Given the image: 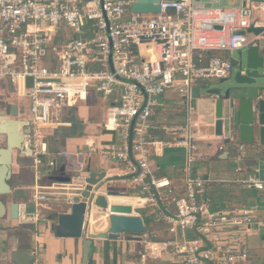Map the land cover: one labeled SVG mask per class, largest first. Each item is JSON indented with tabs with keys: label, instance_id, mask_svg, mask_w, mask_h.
Masks as SVG:
<instances>
[{
	"label": "built area",
	"instance_id": "2783aa9c",
	"mask_svg": "<svg viewBox=\"0 0 264 264\" xmlns=\"http://www.w3.org/2000/svg\"><path fill=\"white\" fill-rule=\"evenodd\" d=\"M137 2L0 0V85L10 86L28 102L22 120L31 129L35 178L31 201L42 205L61 188L40 185L57 164L55 159L47 162L46 172L38 167L48 156L41 131L66 125L61 121L66 110L100 96L107 102L101 127L117 139V145L104 155L120 164L124 176L140 190L139 208L158 209L170 235L150 238L140 264L165 255L178 264H237L240 256L235 246L243 233L259 230L257 212L244 207L212 208L208 181L193 169L199 125L192 91L199 81L227 78L231 73L228 56L257 46L258 37L251 29H264V0H245L230 7L220 6L219 0H160L159 12L142 14L132 12ZM170 90L184 98L185 124L178 130L154 123ZM226 120L222 118L217 151L222 153L226 142L235 144L233 162L240 173L238 165L246 147ZM160 131L179 132V136L162 141L156 136ZM173 148L185 155L183 192L176 197L172 183L155 176L149 164L151 150L158 156ZM55 156L64 159L62 165L71 177L70 184H61L62 189L80 196L87 186L83 153L59 151ZM238 184L264 191V180L256 175L239 179ZM167 196H171L172 211Z\"/></svg>",
	"mask_w": 264,
	"mask_h": 264
},
{
	"label": "crops",
	"instance_id": "0c3cea01",
	"mask_svg": "<svg viewBox=\"0 0 264 264\" xmlns=\"http://www.w3.org/2000/svg\"><path fill=\"white\" fill-rule=\"evenodd\" d=\"M244 2L245 0H219L218 4L222 7H230L242 5ZM254 29L256 28L251 29L252 33L255 32ZM258 41L264 42V33L258 37ZM236 53L237 51L228 57L230 59L234 58L236 57ZM212 81L215 80L199 81L192 91V103L196 108L195 121L199 125L196 130L198 139L196 142L197 158L193 165L194 174L206 179L209 188L216 193L218 197L216 198L217 203L214 205L216 210L242 207L255 208L258 217L257 221L260 224L259 230H250L243 233L242 239L237 242L235 247L237 254L240 256L237 264H264V191L247 190L241 184H238L239 179L245 178L248 175H256L264 180V146H260L256 140L253 147H246L244 158L238 165L240 173H236L235 171L237 168V165L233 162L235 155L229 154L227 151L229 147L224 149V153L222 152L223 154L227 153L228 158H219V155L222 153L217 151L220 142L214 131V102L210 96L206 95V91L214 86ZM4 88L6 92H9L7 85H4ZM96 98L98 99V104L95 103V106H92V102ZM183 101L184 98L179 96L175 91H168L162 98V107L154 119L156 126H165L175 130L184 126L181 119V115H185ZM15 105L17 106L16 103ZM78 105L79 109L76 111L77 113L73 118V122L64 121L66 125L62 126L67 127L65 130L69 134V139L67 138L66 140L67 145L65 148L62 147L64 148L63 150H60L62 148L57 145L58 140L56 137L44 138V135L48 134L49 130L54 131L57 128L41 131L43 141L47 145L48 156L43 158L44 162L41 166H38L39 169L43 171L44 169L47 170L46 164L50 160L55 159L56 152L61 151L69 155L83 153L84 174L86 178L88 179L90 174H104L101 180L102 185L98 191L100 194H111L108 188L114 182L123 181L131 184L129 177L124 176V170L120 164L111 161L104 155L107 150L117 145L115 134L105 131L101 127V123H98L95 118V115H99L102 118L101 120L105 119V114L103 113H106L107 102L100 96H91ZM77 106L74 108H77ZM74 108L71 109L73 112L75 111ZM97 108L100 112H103L102 115L97 112ZM22 114L20 112L19 116H22ZM171 115L174 116V119L178 118L180 121L175 120V122L169 124L166 116L170 119ZM91 116L92 119L94 118L93 122H89ZM83 124L86 127L85 134L83 133ZM236 134L238 137V132ZM156 136L162 141H171L179 136V132L172 135L160 131L156 133ZM228 143L230 142H226L225 144ZM53 146L56 148L52 149ZM91 148L94 149L93 152H90ZM149 153V164L155 176L167 178L175 190L174 196L181 195L183 192L182 170L185 164L184 151L173 148L164 149L158 156H154L152 150ZM62 164H64V161L60 165ZM56 165L60 166L59 164ZM11 173L10 185L13 194L8 197V204L16 200L19 203H23L25 198L35 193L34 167H32V163L28 165L27 161L20 158L18 153L14 152ZM51 184L61 186L60 189H56L55 193L57 194L49 197V200L42 205H35L33 210H23L20 220H11L9 209H6L5 216L0 220V264L8 262L10 252L15 250H30L35 257L33 264L83 263L82 241L73 238L57 237L50 228L57 215L67 211L68 207L66 204L70 203L73 196L77 193L62 189L63 185L61 183L48 181L47 179L45 182H40V185L50 186ZM112 195L118 197L117 203H120L119 200L125 199L128 202L123 203H128L135 207L134 212L139 214L143 219L147 232L142 235L124 234L115 242L94 241L95 251L93 259L96 264H140V255L150 238L166 239L170 237L166 231L167 227L162 222H157L159 220L158 215V219H155L156 214L154 213H158L157 208L148 206L139 208L141 201L137 197H141L140 190L133 185L129 194ZM167 197L169 210L172 211L173 206L170 204L171 196ZM143 212L146 215L143 216ZM145 218H148L150 227L149 225L147 227ZM88 222V232L90 233L106 232L109 228L106 217L103 214L96 215L91 213ZM104 246L105 248L109 247L105 249ZM244 252L246 253V257L242 258L241 254ZM147 264L178 263L165 255L161 259L150 261Z\"/></svg>",
	"mask_w": 264,
	"mask_h": 264
},
{
	"label": "water",
	"instance_id": "95a60500",
	"mask_svg": "<svg viewBox=\"0 0 264 264\" xmlns=\"http://www.w3.org/2000/svg\"><path fill=\"white\" fill-rule=\"evenodd\" d=\"M159 2L160 0H138L132 6V12L157 13ZM254 31L257 37L264 33V29ZM230 62V75L217 80V85L206 91V95L214 102L215 135L221 134L224 117L227 123L235 127L240 143L253 147L257 140L260 146H264V42L258 41L255 47L239 49L236 57L231 58ZM17 109L16 105H12L10 116L0 113V136L4 137V145L0 147V219L5 216L6 209H9L13 221L20 220L23 210L28 211L31 206L35 207L32 201L27 203V198L23 203L16 200L8 204L7 201L13 194L10 185L13 153H18L23 159L33 155L29 139L31 129L26 121L17 120ZM223 153L219 158L227 159L228 154ZM103 177L104 174H90L81 195L75 194L70 203L66 204L67 211L59 213L50 226L57 237L82 241V264H96L93 259L94 241L115 242L124 234L142 235L147 232L143 219L130 205L113 203L110 197L115 195L98 192ZM46 178L56 183H71V177L66 173L64 165H56L46 173ZM91 213L103 214L106 217L109 225L106 232H88ZM108 247L104 246L105 249ZM34 258L30 250H15L10 252L9 260L4 264H33Z\"/></svg>",
	"mask_w": 264,
	"mask_h": 264
},
{
	"label": "rangeland",
	"instance_id": "374dc122",
	"mask_svg": "<svg viewBox=\"0 0 264 264\" xmlns=\"http://www.w3.org/2000/svg\"><path fill=\"white\" fill-rule=\"evenodd\" d=\"M66 35H67L68 38L71 36L69 31L66 32ZM217 83H218V81H216V80L212 81L213 85H217ZM9 87L10 86H8V89H9ZM192 97H193V93H192ZM8 103H10L12 105H15V103H16L18 108H19V110H20V112L27 113L28 102L26 101V98H24V97L22 98V97L16 96L14 94V90L12 88H11V94H10L9 92H6V90H5L3 85H0V110H2V105L8 104ZM95 103L98 104V99L97 98L92 102V104H93L92 106H95L94 105ZM78 109H79V105L77 106V108H74V110H75L74 112H73V110H66L63 118H61V121L62 122L63 121L73 122V118H74L75 114L77 113L76 111ZM97 112L100 115H102V113H103V112H100L98 108H97ZM90 114H91V112H90ZM103 114H105V113H103ZM172 114H173V111H172ZM184 114H185V112H184ZM22 116H26V114L25 115L23 114ZM22 116H18L17 120H22ZM95 118L97 119L98 123L102 124V122L104 121V120H101L102 118H100L99 115L98 116L95 115ZM166 118H167L169 124L175 122V120L180 121L178 118L174 119L173 115L170 116V119H168V116H166ZM181 119L184 122V123L182 122V124H185V115H181ZM93 120H94V118L92 119V116H91L90 119H89V122H93ZM82 126H83L82 127L83 128V133L85 134V131H86L85 124H83ZM65 128H67V127H58L54 131L49 130L47 133L50 136L48 134H45L44 138L48 139V138L56 137L57 140H58V143L56 142L57 145H59V147H61V148L62 147L65 148V146L67 145V141L66 140H67V138L69 136V134L66 132L67 130H65ZM3 143H4V137L0 136V147L3 146ZM55 148H56L55 146L52 147V149H55ZM64 148H62L60 150H63ZM54 158H55L56 163L59 164V165L62 163V161H64V160H62V159H60V158H58L56 156H54ZM24 160L27 161L28 165H31V163H32L31 158H29V159H25L24 158ZM44 171L46 172L45 169H44ZM120 182H122V183H120ZM120 182H114V183L110 184L108 189H109V192L111 194L118 195V194H123V193H126V194L130 193V190H132V185L127 183V182H123V181H120ZM30 196H31V194H30ZM30 196L27 198V203H28V201L31 202V197ZM0 200L2 201V198H0ZM115 200L118 201L117 198H115ZM119 202H128V201H126L125 199H121V200H119ZM30 210H33V206L30 207Z\"/></svg>",
	"mask_w": 264,
	"mask_h": 264
},
{
	"label": "trees",
	"instance_id": "16d2710c",
	"mask_svg": "<svg viewBox=\"0 0 264 264\" xmlns=\"http://www.w3.org/2000/svg\"><path fill=\"white\" fill-rule=\"evenodd\" d=\"M226 147H229L228 149H227V151L229 152V154H232V156L233 155H235L236 154V146L235 145H233V143H228V144H225L224 145V149L226 148ZM245 147H248V146H246L245 145ZM215 187H217V186H215ZM218 188V187H217ZM207 197L211 200V202H212V208L213 209H215V207H214V205L217 203V201H216V198H218L217 196H216V193H214V191H212L210 188H209V184H208V186H207ZM216 210V209H215ZM154 214H156L155 215V219H158L157 218V215H158V213L156 212V213H154ZM144 215H146L145 214V212H143V216ZM146 219V221H147V223H146V225H147V227H148V225H149V227H150V224H149V220H148V218H145ZM158 223H160L161 221H157Z\"/></svg>",
	"mask_w": 264,
	"mask_h": 264
},
{
	"label": "flooded vegetation",
	"instance_id": "af4514ba",
	"mask_svg": "<svg viewBox=\"0 0 264 264\" xmlns=\"http://www.w3.org/2000/svg\"><path fill=\"white\" fill-rule=\"evenodd\" d=\"M11 106H12V104H10V103L2 105V110H0V113H4L5 115L10 116V107ZM17 112L19 115V113H20L19 108L17 109ZM3 145H4V143H3ZM25 159H28V158H25Z\"/></svg>",
	"mask_w": 264,
	"mask_h": 264
},
{
	"label": "bare ground",
	"instance_id": "6f19581e",
	"mask_svg": "<svg viewBox=\"0 0 264 264\" xmlns=\"http://www.w3.org/2000/svg\"><path fill=\"white\" fill-rule=\"evenodd\" d=\"M19 127H20V126H19ZM115 198H118V197H110V201H111V202H114V203H117L118 201H116ZM118 204H128V203L120 202V203H118ZM129 205H131V204H129Z\"/></svg>",
	"mask_w": 264,
	"mask_h": 264
}]
</instances>
